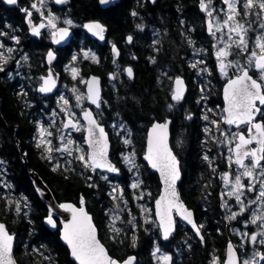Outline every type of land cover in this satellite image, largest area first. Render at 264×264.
<instances>
[{
  "label": "trees",
  "instance_id": "1",
  "mask_svg": "<svg viewBox=\"0 0 264 264\" xmlns=\"http://www.w3.org/2000/svg\"><path fill=\"white\" fill-rule=\"evenodd\" d=\"M27 1L19 0L17 6L7 7L0 0V32L8 23L16 27L23 25L22 9L28 5ZM51 1L49 15L55 16L60 25H64L66 17L77 23L71 44L59 51L58 67L60 62L70 67L63 76L61 87L79 86L84 91L83 80L90 74L103 78L101 108L96 115L110 133V156L120 168V175L113 177L119 182V189L123 190L118 206L123 211L126 209L124 206H129V212L137 214L138 194L143 190L150 191L153 202L159 195V177L142 161V155L149 127L155 121L171 118V144L181 161L183 172L180 183L182 197L199 220L212 226V231L205 245L198 242L193 231L180 221L168 243L162 241L157 224H144L140 219L138 223H133L135 229L129 225L121 232L111 231L108 210L116 203L108 178L77 159L57 167L47 157L46 149L38 139L40 125L49 126L50 137L58 132L56 125L50 123V110L57 106L56 97H42L35 87L45 72L22 75L27 83L33 84L26 86L27 90H21L0 73V161L4 165L0 169V219L16 235L14 253L17 261L20 264H77L61 241L59 219L56 218L55 230L45 226L44 219L50 211L34 189L31 172L43 179L59 204L73 202L80 205L84 201L102 242L113 259L119 262L136 256L137 264H159L155 259L157 248L173 255L172 264H212L210 260L215 255L223 259L230 235L219 218L222 211L217 186L220 172L228 169V158L220 153L226 152L225 149H217L219 141L202 134L205 122L201 120L205 115L203 97H208V107H223L222 88L226 79L218 74L214 42L206 31V16L200 10V0H157L154 5L149 0H119L107 9L100 7L99 0H70L62 7ZM214 3L221 4V0ZM240 8L243 11L241 5ZM258 11L253 9L246 18L238 17L246 27L251 24L247 35L249 53L260 24L255 14ZM94 19L101 20L108 27V41L104 46L88 37L82 28L86 21ZM128 35L133 36L131 45L126 43ZM29 41L31 48L28 50L34 58V67H38L40 60L36 48L40 44L31 38ZM111 43L118 44L121 49L118 61L112 57ZM231 51L232 57L239 60H244L247 55V52L240 53L235 46ZM200 59L204 63H200ZM126 66L133 68V79L124 72ZM72 69L77 70L78 78H73ZM177 77L184 78L189 88L181 102L171 98L173 82ZM197 77L201 78V82L197 81ZM208 88H211L210 95L206 92ZM116 120L130 132L129 137L113 134L111 123ZM80 135L81 138L84 136ZM126 138L137 146L138 159L143 164L137 176L135 170L130 171L120 157ZM25 155L28 167L23 162ZM135 180L140 186L137 184L133 188ZM17 195L26 199L19 214L15 210L16 203L12 201ZM203 205L205 211L201 210ZM128 214L123 212L124 219ZM218 228L222 233L217 232ZM260 248L264 254V246Z\"/></svg>",
  "mask_w": 264,
  "mask_h": 264
},
{
  "label": "snow or ice",
  "instance_id": "2",
  "mask_svg": "<svg viewBox=\"0 0 264 264\" xmlns=\"http://www.w3.org/2000/svg\"><path fill=\"white\" fill-rule=\"evenodd\" d=\"M6 4L14 5L17 3V0H4ZM57 4L65 3L66 0H55ZM102 4L107 3L108 0H100ZM211 0H209V3ZM223 3L227 6V19L223 21L225 27L228 28L229 33H235V36L238 39L233 40L232 35L228 36V40L232 41V44L239 50L240 53H246L249 51L248 45L249 41L245 39L248 35V32L251 30V24L248 27H245L244 24L240 23L237 19L239 16L247 17L252 13L253 9H258L259 11L256 14L257 18L260 20L259 27L264 29V0H223ZM241 5L243 11H241L237 6ZM33 8H36V5H32ZM202 9H206L207 6L201 0ZM223 11V10H222ZM28 16H31V12L27 13ZM135 15V13H133ZM208 15L212 16V12L208 11ZM56 17H48V25L56 29ZM64 23L71 25V20H65ZM44 27L43 24L39 27L33 28V34H39V28ZM89 31H93L94 35L100 36L103 39V33L105 29L98 23L87 24L85 25ZM219 30V26H217ZM209 31H212V25L209 23ZM3 35V33H0ZM68 35L67 29H56L53 32V36H59L58 40L54 42L59 43L60 40L64 39ZM131 37H128L129 42H131ZM255 49L250 52L248 56V65L254 66L255 69L259 72V81L254 79L250 74L247 68H241L239 75L235 76L233 79H229L225 89H224V99L227 106L224 108L226 115L223 117V123L226 125H235L238 129L241 125H247V133L243 131H238L232 134L230 142L238 140V143L235 144L233 151L235 160L232 161V158L229 157L230 163H235L239 168L243 169V172L239 173L234 178V183L232 184V192H229L228 195L231 196L235 194V199L238 204H241V212L245 209L243 207L244 202L241 200L242 189L246 187L241 182V176L249 178L250 180L256 179V169H259V176L264 177V165H261V161H264V123L254 122L256 120V115H264L261 107L264 106V33L259 34L253 41ZM232 44L226 45V47L221 48L217 51L216 57L221 62L220 71L227 75L228 67H239V61L229 62L228 64L224 63V60L232 53L229 49L232 47ZM0 47H3L0 44ZM11 51V49H9ZM115 51V48H114ZM87 57V53H85ZM2 58V57H0ZM49 62L54 59L52 52L48 53ZM95 59V57H93ZM195 67V65H193ZM4 69L0 67V71ZM128 75L131 77L132 70H127ZM73 78L77 75V70L72 69ZM44 80L43 85L39 88L40 92H50L55 86V81L51 79V73L49 78ZM88 84V95L87 99L99 107L98 103V91H96V85L98 81L93 78L86 82ZM176 90L173 95L174 100H180L182 94V84L183 81L177 78L175 80ZM74 93L76 89L72 90ZM64 100V103L67 104L68 101L61 97ZM77 102L82 99V96H76ZM258 102V103H257ZM84 118L88 121L89 127L87 128L90 139L88 140L89 146L92 147V152L85 156L84 154L80 155L78 159L84 162L86 167H91L93 170L96 168H106L110 172L118 171L111 163L106 159L107 156V140L105 137L104 129L97 125L96 121L92 117L90 111L85 110ZM191 119V117H189ZM207 119V117H205ZM215 123V122H213ZM65 128L71 127L73 129L79 130L78 124L74 123L69 119L68 123L64 125ZM219 128V125H217ZM99 128V136H95L94 129ZM166 133H167V124H156L153 126L152 134L149 136L148 140V154L145 156V159L148 160L153 168H156L161 172V175L164 176L166 184V195L161 196L159 200L156 201L157 212L156 215L159 217L160 226L164 229L163 238L167 240L171 231L173 230V220H172V210L176 209L177 213L181 215V218L186 220L187 223L191 224L194 229H196L197 234H199V228L192 219V213L184 209L183 205L179 203L178 196L175 191V181L179 179L178 171V162L175 156L172 155L171 151L167 147L166 143ZM43 135V130L42 133ZM228 139L226 133H223ZM51 135V133H48ZM63 139V138H62ZM47 143H50L47 142ZM68 144H72L73 141L69 138L67 141ZM125 143H129L128 140H125ZM255 143L258 145L256 148H250L249 146ZM61 150V149H57ZM68 151L67 147L63 149ZM82 151V149H78ZM51 151V149H49ZM207 160L208 157L205 156ZM249 160L250 164H245V160ZM126 162L128 158L125 157ZM0 163H3L0 161ZM55 170V169H53ZM106 179V177H105ZM227 185L229 177L227 174L223 177ZM260 189L258 191V199L264 200V180L259 181ZM137 184H133L132 187H137ZM255 184H250L247 186L248 191H253L255 189ZM142 198V196L140 197ZM256 201H252L255 203ZM65 211H70L72 213V219L70 222L65 223L63 226L62 239L68 245L71 250V255L77 264H118L117 261L113 260L107 253L104 246L97 239L95 226L92 224L91 217L84 212L83 208L77 210L71 205H61ZM236 213L232 214V217L235 218ZM260 221V227L264 228V214L261 216H256L253 214L251 223L256 224L257 221ZM52 227H56L52 216L49 215L46 221ZM115 231L119 232L118 229ZM245 236H248V233H244ZM259 236L264 237V231L258 233ZM12 236L8 233L5 228V225L0 224V264H15L13 255H12ZM250 242L255 245L256 243L264 244V239L257 240V235L250 236ZM159 251V248L156 249ZM155 255V252L153 253ZM259 255L261 260H264V254L253 253V256L242 261V264H256L255 256ZM165 264H170L171 257L163 256L162 257ZM134 258H129L125 264H133ZM214 264L215 258H214ZM227 264H237L235 259V253L231 245L228 247V259Z\"/></svg>",
  "mask_w": 264,
  "mask_h": 264
},
{
  "label": "rangeland",
  "instance_id": "3",
  "mask_svg": "<svg viewBox=\"0 0 264 264\" xmlns=\"http://www.w3.org/2000/svg\"><path fill=\"white\" fill-rule=\"evenodd\" d=\"M51 2H52L51 0H43V5H46V7H47V5H49L48 7H50ZM214 2H215V0H211L210 3H209V0H206V5H207L206 9L208 11L212 12V16L208 15L207 10L205 12H207V16L213 22L214 33L210 36H211L214 44H216V52H215V54H216L219 49L226 47V45H228V44H232V41L228 40L229 35H232L233 40L238 39V37L235 36V33H229L228 28L225 27L223 24V21H225L227 19V15H226L227 6L223 3V0H221V4H218V5H216ZM237 7L241 10L239 4ZM237 19H238V17H237ZM65 20H71V19L66 17L63 19V23ZM56 22L60 23V21H58V20H56ZM71 22H72L71 25L66 24V23H64V25L71 27V28H74L77 25V23L74 22L73 20H71ZM217 26H219V30H217ZM261 33H264V31L258 26L256 37ZM245 39L249 41L247 36L245 37ZM232 46H235V45L232 44ZM248 47H249V45H248ZM231 48L229 49V51L232 53ZM253 50L258 51V49H255V45H253V47H252V51ZM197 53L200 54L199 51ZM249 54L250 53L247 52V55L244 57V60H241V59L239 60V59L232 57V55H229L226 58V61H228V62H226L225 64H228L230 61L231 62L239 61V67H228L227 68V75L223 74L220 71V69H218L219 76L222 79H226V81H227L233 75H239L241 68H248L252 73H254V71L256 72V73H254L256 76L255 78L259 80V76H260L259 72L255 69L254 66L248 65ZM218 61L219 60H216V62H218ZM200 63H204V61L202 59H200ZM69 68L70 67L67 65V68H65V71H68ZM77 74H79V73H77ZM203 75H205V74H203ZM78 77L79 76L76 75V78H78ZM197 81L201 82V78L197 77ZM83 84H85V80H83ZM209 84L211 85L210 82H209ZM20 88H21V90H27L26 89L27 87L25 85L21 86ZM73 89H76L77 91L74 93L72 91ZM202 89H203V86L200 88V92ZM210 90H211V88H208L206 90L208 95H210ZM77 95L82 96V99L79 101V103H77V99H76ZM215 96H217V98H218L217 91H216ZM50 97H54V98L56 97L57 106L55 108L52 107L55 110H53L52 108L50 110L51 111L50 112V123L52 122L51 124L56 125L55 127H56V130L58 132L54 137H50V135H48V127L49 126H47L45 124L40 125L39 128L37 129V131L39 133L38 139L41 142V144L44 146V149H46L45 151H46L47 157L50 159L51 162H54L57 167L63 166V164L66 161H71V160L77 159L78 161L82 162L80 159H78V157L82 154L87 156L88 151H87V147L85 144L84 136H82V138L80 137L81 136L80 133L84 134V127H83L84 123L80 120L79 115L85 109V107H86L85 104H87L86 92L83 91L79 86H71L69 88H66L63 86V87H60L59 93L57 94V96L52 95ZM61 97H64L68 101V103L65 104L64 100H62ZM202 101L205 103L204 107L202 108L204 113H205L204 118H202V120H201L202 122L203 121L205 122V125H203L202 134H208L209 138H214L217 141H219L217 149H218V147L220 149H225L226 152L221 151L220 153L224 157H227V158L231 157L232 161H234L233 153H232V151H230V149H232L233 145L236 143L237 140H235L233 142H230V140H231L232 134L238 132L237 129H235L232 126H230V127L225 126V124L223 123V117L225 116L224 112H223V107H219V108L218 107L217 108L208 107L206 104L208 101L207 96L203 97ZM98 110L99 109H97L96 112ZM205 117H207V119L209 121L207 119H205ZM65 118L75 119L79 124V127H78L79 130L74 131L73 129L65 128L64 127L65 124L63 122ZM262 120L264 122V115H262ZM213 122H215V123H213ZM111 125H113L111 130L115 136L120 135V134H122L124 137H126L125 134L127 135V137L130 136V132L128 130H126L125 126L119 120L114 121L113 123H111ZM217 125H219V128L217 127ZM42 130H43V135L41 134ZM127 131H128V133H127ZM222 132L227 134L228 139H226V136L223 135ZM53 138H56V139L53 140ZM69 138L73 141L72 144L67 143ZM127 139L129 141L130 138H126V140ZM49 141H50V143H47ZM124 142H125V140H124ZM178 143L180 144L181 142L179 141ZM55 144H56V146L54 147ZM65 147H67L68 151L63 150ZM49 149H51V151H49ZM53 149H55V150L53 151ZM57 149H61V150H57ZM78 149H82V151H80ZM136 149H137V146L135 145V143L129 141V143H125L124 152H122L120 154V157H122V161L128 166L130 171L135 170L134 172L137 176L140 173L141 167L143 164L138 159L139 156H138ZM53 152H54V155H53ZM55 154H56V156H55ZM125 157L128 158L127 162L125 160ZM70 164H71V162H70ZM246 164H250V163H246ZM233 165H235V163L234 162L230 163L229 159H228V169L227 170H230L232 172V170L230 168L233 167ZM261 165H264V162ZM3 167H4L3 163H0V169H3ZM236 169H237V171H236ZM235 171L236 172H232L231 181L229 183H227V185H226L225 180H224V186L226 188L232 186V184L234 183L235 176L238 175L239 173L243 172V169L236 166ZM99 173H101V172H99ZM101 174H103L104 176H106V178H108V183L110 184V186H112V190L114 191L113 192V199L115 200V203H116L114 205L112 204L108 210V227H109V229L111 231H114V232L116 229H118L119 232H121L122 228L126 229L129 227V225H133V229H135L136 226L133 223H138V219H140L142 221V223H144V224H147V223L151 224V225L157 224L159 234L161 237V230H160V227L157 223V220H156L155 214H154V205L151 206V203L153 201H152L151 196H150V191L143 190L141 192V194H138V198L136 199V204H137V209H138L137 214L129 212V210H128L129 206H126V207L124 206V208H126L124 211L129 213L127 218L124 219V217H123L124 211L121 210V208L118 206L120 202H117L118 198H120L119 195H121V196L123 195V190L121 189V187L119 189V182L117 181V179L113 178V177H118L119 175L113 176V175L107 174V173H101ZM260 180H264V177L259 176V169H256V179L255 180H250L249 178L241 176V182H242V184H244L246 186L241 191L243 194H245V197H247V200H249L243 204V207L245 210L243 212H241V209L238 210L237 208L234 207L235 209L238 210L237 212H235L236 210H234L233 208H231L229 206L228 210H225L226 211L225 215L222 213V217H225L228 221L239 220L238 215L244 213L246 210H247L246 212L249 214V217H246L245 219H242V221H240L241 222L240 225H237L236 227L233 224L231 225L232 232L235 235H237V237L239 239V242L236 245L238 246L237 249L242 254L241 264H242L243 260L252 257L253 253L263 254V249H261L260 247L261 246L263 247L264 244L256 243L255 245H253L250 242V236L251 235H257L258 241L264 239V237H261L258 235V233L264 231V228H261L259 226L260 221L258 220L256 224L251 223V220L253 218L254 213L256 216H261L262 214H264V200L258 199V191L260 189V184H259ZM134 182H135V184H138L137 180H135ZM244 182H246L247 184ZM250 184H255V186H256L253 191H248L247 186ZM257 185H258V187H257ZM227 189H226V192L228 191ZM251 192L257 193L255 199H251V194H250ZM223 193H224V191H223ZM141 196H142V198H140ZM25 200L26 199L23 196L17 195V197H13L12 201H14L16 203L15 210H16L17 214H19L24 209V207H22V204L25 203ZM126 201H127V199H125V203H126ZM252 201H256V202L252 203ZM226 206H227V204L225 202V207ZM233 213H236L235 218H230V217H232ZM178 221H177V224H178ZM155 228H156V226H155ZM244 233H248V236H245ZM163 256H170L171 258H173L172 254H169V253L165 252L164 250L159 249V251L156 252V256H155V259H157L156 262L159 264H165V262L162 259ZM214 258H215L216 264H224V261H225L224 258L222 259V258H220V256H217V255H215L213 258H211L210 261L212 264H214ZM255 260H256V264H264V260H261L259 258V255L255 256ZM170 264H172V259L170 261Z\"/></svg>",
  "mask_w": 264,
  "mask_h": 264
},
{
  "label": "water",
  "instance_id": "4",
  "mask_svg": "<svg viewBox=\"0 0 264 264\" xmlns=\"http://www.w3.org/2000/svg\"><path fill=\"white\" fill-rule=\"evenodd\" d=\"M70 0H66L65 3H62V4H57L54 0V3L57 5V6H64L65 4H67ZM119 0H108L107 3H104L102 4L99 0V5L102 9H107V8H110L111 6H114L116 5V3L118 2ZM157 0H149V2L154 5L156 3ZM4 2V0H3ZM204 4L206 5V0H203ZM19 3V0H17V3L14 4V5H10V4H6L4 2V4L7 6V7H15L17 6ZM207 6V5H206ZM36 7L37 8H40L41 9V0H37L36 2ZM200 10L206 15V18H205V24H206V31H207V34L210 36L214 33V29H213V22L212 20L207 16V12H205L207 9H202L201 7V0H200ZM25 22H26V25L28 26L29 28V33L31 36L33 37H39L41 32L43 31V29L45 27H48V18H44L42 20V22L39 24H43L44 27L42 28H39V34L36 35V34H33V28H36V27H39V25H35L33 20H32V17L31 16H26L25 18ZM95 23H98L100 24L101 26H103V28L105 29L104 33H103V39L100 38V36L98 35H94L93 34V31H89L88 28L85 27V25L87 24H95ZM209 23H211L212 25V31L210 33L209 31ZM56 29H67L68 31V35L59 41V43H56L54 42V40H58L59 39V36H52V43L55 47H68L71 42H72V39L74 38V35H75V31L73 28L71 27H68V26H59L58 23H56ZM56 29H53L54 31H56ZM83 30L86 32V34L92 39V40H95L98 42L99 45L101 46H104L106 45L107 41H108V37H107V32H108V27L99 19H94V20H89V21H86L84 24H83ZM128 37H131V42H129L128 40ZM133 42V36L132 35H128L126 37V43L128 45H131ZM214 47H216V44H214ZM114 48H115V51H114ZM49 52H52L53 55H54V59L51 60V62H49V58H48V54H47V65L49 67L48 69V74L46 76H44L43 78L47 79L49 78V75L51 73V79L55 81V86L52 88V90L50 92H40L39 91V88L43 85L44 83V80L42 79V84L37 88V92L39 95H41L42 97H49V96H52V95H56L57 92L59 91L60 89V83H61V74L60 72H58L54 66V63L56 61V53L53 49H51ZM48 52V53H49ZM111 53H112V57L115 61H118L122 55V52H121V49L119 47L118 44L116 43H113L111 44ZM217 59V57H216ZM218 60V59H217ZM220 61H218L217 63V67L220 69ZM224 63H226L224 61ZM128 69H131L132 70V75L131 77L128 75V72L127 70ZM247 70L249 71V74L254 78L255 76L250 72V70L247 68ZM125 73L126 75L130 78V79H133L135 77V74H134V70L131 66H126L125 67ZM241 74V73H240ZM237 76V75H235ZM235 76H233L231 79L235 78ZM95 78L97 81H98V85H96V91H98V96H99V99H98V103H99V107H97L95 104H92L88 99H87V108L85 110L87 111H90L92 113V117L93 119L96 121L97 125H99V127H102L104 129V133H105V137H106V140H107V156H106V159L109 163H111L118 171L116 172H110L108 171L106 168H96L94 171H98V172H102V173H108V174H111V175H119L120 173V169L117 167L116 163H114L111 159V151H112V141H111V137H110V134L107 130V127L106 125L102 124L99 122L97 116H96V112L95 110L96 109H99L100 106H101V101H102V97H103V78L97 74H90L87 78H86V82ZM179 78L180 80L183 81V84H182V94H181V99L178 100V101H181V100H184L188 94V91H189V88H188V84L186 82V80L182 77H177ZM176 78V79H177ZM174 79V82H173V93H172V100L173 101H177V100H174L173 99V95L175 93V90H176V84H175V80ZM258 80V79H257ZM229 81V80H228ZM228 81L225 82L223 88H222V100H223V104H224V108L227 106L226 104V101L224 99V89L228 83ZM259 81V80H258ZM85 82V92H86V95H88V84ZM258 103V102H257ZM259 107H261V109L263 110L264 106H260L258 104ZM84 110V111H85ZM84 111H82L81 113V119L83 121V123L85 124V134H84V139H85V144L88 148V154H90L92 152V147L89 146V143H88V140L90 139L89 137V134H88V131H87V128L89 127V124H88V121L84 118ZM225 113V112H224ZM226 115V113H225ZM260 116L261 114H257L256 115V120L254 122H261V123H264L262 119H260ZM74 123H76L73 119H71ZM69 119H67L65 121V124L68 123ZM167 124V133H166V143H167V147L168 149L171 151L172 155L175 156L177 162H178V171H179V179L175 181V191L177 193V196H178V201L180 204L183 205L184 209H186L187 211H190L192 213V219L194 221V223L196 224L197 228H199L197 222H196V215H195V211L191 208L188 207V205L186 204V202L184 201L183 197H182V194H181V190H180V183L182 182L183 180V172H182V169H181V161L180 159L178 158V156L176 155L174 149L172 148V144H171V139H172V119L171 118H167L165 121H155L148 129L147 131V137H146V146H145V152L144 154L142 155V161L148 166V168L153 172V173H156L159 177V180H160V184H161V189H160V193L159 195L157 196V198L155 199L154 201V214H155V218L157 220V223L160 227V230H161V238H162V241L165 242V243H168L172 240L174 234L176 233L177 231V221L180 220L181 222H183L185 225H187L195 235L198 236V238L200 240H203V236H202V233H201V230L199 228V234H197V231L196 229H194L192 227L191 224L187 223L186 220L182 219L181 218V215H179L176 211V209H173L172 210V213H171V216H172V220H173V230L171 231L170 235H169V238L167 240H165L163 238V231L164 229L160 226V220H159V217L156 215V212H157V207H156V201L159 200L161 198V196H165L166 195V184H165V179H164V176L161 175V172L159 170H157L156 168H153L151 163L145 159V156L148 154V140H149V136L150 134H152V129H153V126L156 125V124ZM226 125V124H225ZM227 126H235V125H227ZM247 125H241L240 128L242 127H245ZM236 127V126H235ZM237 128V127H236ZM239 128V129H240ZM248 128V126H247ZM68 129H73L71 127H68ZM238 129V128H237ZM73 130H76V129H73ZM94 133H95V136H99V128H95L94 129ZM245 134L247 133L244 132ZM236 143H238V140L236 141ZM250 148H256L258 147V145H256L255 143H253L252 145L249 146ZM235 148V145L233 146L232 149ZM233 156H234V153H233ZM234 160H235V156H234ZM23 162L24 164L26 165V167H28V161L26 159V155L24 156V159H23ZM247 162V159L245 160V163ZM263 161H261L262 163ZM225 174L228 175L229 177V180H228V183L231 181V178H232V172L231 171H228L226 172ZM31 175V178L33 180V184H34V189L35 191L37 192L38 196L40 197V199L47 205L49 211H50V215L52 216V219L54 220L55 224L57 225V221H56V218L59 219L60 223H61V231H60V235L62 237V233H63V226L65 223H68L71 221L72 219V213L70 211H65L63 208H61L60 206L61 205H71L73 206L74 208H76L77 210H79L80 208H83L84 212H86L88 214V216L91 217V221H92V224L95 226V229H96V236H97V239L101 242V244L104 246V248L106 249L108 255L113 259V257L110 255V252L108 250V248L106 247V245L102 242L101 238H100V235H99V230H98V227L96 226L95 222H94V219H93V216L92 214L88 211L87 209V206L86 204L84 203V201L80 204V205H77L73 202H66V203H63V204H59L53 193L51 192V190L49 189V187L47 186V184L43 181V179L37 174V173H34V172H31L30 173ZM223 193H221V197H222ZM49 217V216H48ZM46 217L44 219V224L45 226L50 229V230H55L56 227H52L50 224H48L46 221H47V218ZM0 224H3L5 225V228L6 230L8 231V233L12 236V255H13V258H14V261H15V264H20L16 257H15V253H14V250H15V240H16V235L15 234H12L6 223H4L1 219H0ZM61 241L68 247V245L64 242V240L61 238ZM229 245L232 246L233 250H234V253H235V259L237 261V264H241V258H240V254L238 252V250L236 249V247L234 246L233 243H229L228 246H227V249H226V257H225V261H224V264H227V259H228V247ZM69 251H70V256H71V259L73 261L74 258L72 257L71 255V250L70 248L68 247ZM130 258H134V261H133V264H137V258L136 256H132ZM115 260V259H113ZM128 260V259H127ZM126 260V261H127ZM118 262V264H125L126 261L124 262H119L118 260H115ZM76 262V261H75ZM77 263V262H76Z\"/></svg>",
  "mask_w": 264,
  "mask_h": 264
},
{
  "label": "flooded vegetation",
  "instance_id": "5",
  "mask_svg": "<svg viewBox=\"0 0 264 264\" xmlns=\"http://www.w3.org/2000/svg\"><path fill=\"white\" fill-rule=\"evenodd\" d=\"M28 5H25L26 7H24L22 9V13L24 14V20H23V25L16 27L14 24L12 23H8L7 26L3 29L2 32L3 35H0V44L3 45V47H0V67H2L4 70L0 71V73L2 75H4V77L6 79H8L11 83L16 84L18 87H21L23 85L25 86H33L32 83L30 82H26V79L21 77L22 75H25L26 73L29 72H36V71H42L45 72V74H43L40 77V81H39V85H36L35 87L37 88L38 86H40L42 84V78L44 76H46L48 74V65H47V54L48 52L53 49L57 55L56 57V61L54 63V66L56 68V70L58 72H60L61 74V82L63 80V76L66 73L65 68H67V65L65 64V62H60L59 67L57 65L58 63V59H59V51H61V49H64L66 47H55L52 43V36H53V28H51L50 26L45 27L43 29V31L41 32L39 37H33L30 35L29 33V28L26 25L25 22V18L27 16L28 12H31V17L32 20L34 22L35 25H39L42 20L44 18H48L49 13L52 9V7H48L49 5H47V7H45L46 5H43V0H41V9L40 8H33L32 5L35 4L37 0H32V1H27ZM29 6V7H27ZM60 25V24H59ZM61 26V25H60ZM30 38L33 39V41H36L37 43L40 44V47L36 48V55L39 58V66H35L34 67V58L32 56V53L30 52V50H28V48H31L30 45ZM29 39V40H28ZM9 49H11V51H9ZM34 52V51H33ZM226 61V59H225ZM228 62V61H226ZM78 73V72H77ZM86 108V107H85ZM80 120H81V113L79 116ZM68 118L64 119V124H65V120ZM75 120V119H74ZM76 121V120H75ZM77 122V121H76ZM78 124V122H77ZM79 127V124H78ZM84 127V132H85V125L83 124ZM247 130V128H245ZM78 131V130H77ZM247 163H250V161L248 160ZM236 166L233 165V167H231L230 169L232 170V172H236L235 171ZM228 170H225L223 172H220L219 176H218V186H217V191H218V198H219V206L220 209L222 211V213L225 215L226 211L228 210V207L230 206L231 208H233L234 210H236L235 212H237L239 209H241V204H238L236 202L235 199V194L229 196L228 193L232 192V186L230 187H225L224 186V175ZM246 183V182H244ZM247 184V183H246ZM258 187V185H257ZM226 189L228 190L226 192ZM224 191V193H223ZM221 193H223L222 197H221ZM251 199H255L256 194L254 192H251ZM241 200L245 203L249 200H247V197H245V194L241 195ZM225 202L227 204V206L225 207ZM205 205L202 206L203 209H201L202 211H205ZM237 209H235V208ZM247 211V210H246ZM244 212L240 215H238L239 220H233V221H228L225 217H222V213L220 214L219 218L221 219L222 225L225 227V229H227L228 233H229V238L227 241V245L225 247V256H226V249L229 243H233L234 246L237 249V243L239 242V239L237 237V235H235L232 232V227L231 225H235V227L237 225H240V221H242V219H245L246 217H249V214L247 212ZM244 214V215H243ZM196 222L201 230L202 236H203V240H200L198 238V236L196 235V240L198 242H200L202 245L206 244V241L208 240V238L211 236V228L212 226L209 223L204 222L203 220H199L197 218V214H196ZM220 231H222L221 229H217V232L219 233ZM222 233V232H220ZM238 250V249H237ZM240 257L242 256L241 252L238 250ZM242 258V257H241ZM225 260V257H224Z\"/></svg>",
  "mask_w": 264,
  "mask_h": 264
},
{
  "label": "bare ground",
  "instance_id": "6",
  "mask_svg": "<svg viewBox=\"0 0 264 264\" xmlns=\"http://www.w3.org/2000/svg\"><path fill=\"white\" fill-rule=\"evenodd\" d=\"M157 30H158V29H157ZM88 37H89V36H88ZM88 37H87V38H88ZM92 43H93V42H92ZM77 103H78V102H77ZM202 115H203V114H202ZM207 116H208V115H207ZM207 120H208V119H207ZM162 121H163V120H162ZM208 121H209V120H208ZM153 123H154V122H153ZM182 144H183V143H182ZM180 146H181V145H180ZM186 147H187V145H186ZM200 155H201V154H200ZM210 167H211V166H210Z\"/></svg>",
  "mask_w": 264,
  "mask_h": 264
}]
</instances>
